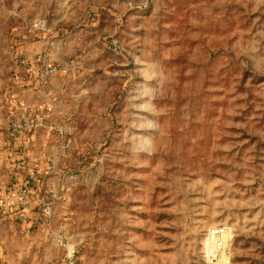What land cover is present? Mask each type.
Here are the masks:
<instances>
[{"label": "rangeland", "instance_id": "374dc122", "mask_svg": "<svg viewBox=\"0 0 264 264\" xmlns=\"http://www.w3.org/2000/svg\"><path fill=\"white\" fill-rule=\"evenodd\" d=\"M217 229L264 264V0H0V264H210Z\"/></svg>", "mask_w": 264, "mask_h": 264}, {"label": "built area", "instance_id": "2783aa9c", "mask_svg": "<svg viewBox=\"0 0 264 264\" xmlns=\"http://www.w3.org/2000/svg\"><path fill=\"white\" fill-rule=\"evenodd\" d=\"M18 196H19V202L21 203H24L26 201V198H27V191L26 190H20L18 192ZM223 231V232H222ZM220 235H223V238H225L226 236V240H225V246L227 248V233L224 232V230H213L212 232H210L209 234V238H208V241L207 242H211L210 246L212 248L211 251H208V248L206 247V256L209 260V263L210 264H219L220 262L216 259V257L212 258V253L216 254L217 253V249L216 247H219L220 244L222 242L221 237H219ZM57 239H59L61 242H62V245L63 247L65 248V256H64V260L62 261L61 264H79L78 263V259H77V252H76V248H75V245L73 244H70V243H64V239H62V236H57L56 237ZM227 252H228V249H227ZM226 252V253H227ZM228 258V257H227ZM226 258V264H228V260Z\"/></svg>", "mask_w": 264, "mask_h": 264}, {"label": "crops", "instance_id": "0c3cea01", "mask_svg": "<svg viewBox=\"0 0 264 264\" xmlns=\"http://www.w3.org/2000/svg\"><path fill=\"white\" fill-rule=\"evenodd\" d=\"M2 257H3V256H2V254H1V247H0V259H2Z\"/></svg>", "mask_w": 264, "mask_h": 264}, {"label": "bare ground", "instance_id": "6f19581e", "mask_svg": "<svg viewBox=\"0 0 264 264\" xmlns=\"http://www.w3.org/2000/svg\"><path fill=\"white\" fill-rule=\"evenodd\" d=\"M216 249L219 250L220 248L218 249V247H216ZM212 258H214V254L212 255Z\"/></svg>", "mask_w": 264, "mask_h": 264}]
</instances>
